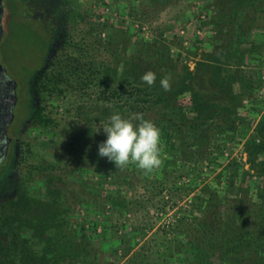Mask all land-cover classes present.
<instances>
[{
    "label": "rangeland",
    "instance_id": "obj_1",
    "mask_svg": "<svg viewBox=\"0 0 264 264\" xmlns=\"http://www.w3.org/2000/svg\"><path fill=\"white\" fill-rule=\"evenodd\" d=\"M78 2L80 12L84 16L80 26L94 32L104 44L95 52L96 58L115 69L117 76L122 80L128 81L134 87L158 89L160 93L177 97L188 118L196 114L191 108L192 86L201 96L205 94L204 91H209L212 107L207 110L205 105H202L201 109L217 111L223 115L220 119L224 120L231 116L236 117L240 128L237 131L216 129L210 147L212 154L206 160L192 162L182 154H178L177 158L176 155L172 157L164 152L161 154L164 161L161 168L151 173L135 169L137 176L140 175L141 178L137 186L118 188L101 180L104 175L103 166L96 172L98 175L96 180L91 179L94 167L98 165L96 159L87 161V158L83 157L79 161H67L68 158L63 157L61 141L71 139V129L83 136L85 125L84 119L76 117L73 105V110L67 115L66 110L71 107L66 99L64 101L54 99V116L63 124L54 129L37 123L31 134L33 138L29 139L26 159L18 169L23 171L21 173L23 180L27 179V190L35 195L39 193L43 195L52 179L49 176L50 172L43 170V167H46L44 161L59 162L65 170L70 171L61 186L67 195L65 198L67 203L64 206L74 213L73 217L76 220L74 227L86 223L88 225L94 218H97L96 221L99 223L102 221L101 216L97 215L98 209L101 208L98 206L100 203L98 197L104 198L121 190L127 197L144 198L146 209L127 216L115 211L113 218L110 217L107 223L114 237L120 240L121 235L126 233V226L129 229H139L144 234L138 249L143 248L155 258L160 252L171 249L174 256L164 264H187L191 259L189 248L179 250L177 247L186 242L190 225L204 212L203 207L196 205L198 197H208L203 193L206 188L216 190L219 186L217 176L222 174L221 178L224 181V167L230 161L244 163L246 170L250 168L245 144L255 137L258 143H261L260 139L263 140V150L258 157L264 160V131L263 135L259 136L256 131V127L264 122V12L243 11L241 6L238 8L235 0H78ZM4 5L5 35L1 43V61L11 77L26 85L33 73L44 63L49 35L43 23L29 16L30 13L21 2L4 0ZM253 19L256 20L248 26ZM240 21L243 22L240 28L244 31V39L246 38L247 42L251 39L256 45L252 55H246L244 60L230 54L234 40L238 37L234 32V24L238 25ZM136 24L147 27L151 39H146ZM247 42L243 45L245 46ZM243 45L240 49L247 51L248 48ZM56 62L52 64L55 65ZM219 66L240 78L225 81V85V82L212 77ZM198 68L199 74L194 78V72ZM149 70L156 74V82L151 87L141 80V76ZM165 75L171 76L169 91H165L160 85V80ZM189 81L192 90L182 92ZM92 96L94 97L93 94ZM81 99L72 95L76 107L84 104ZM26 103L25 100L24 105ZM88 111L95 132L98 127L103 130L102 125L108 123V115L97 106H92ZM183 131L191 135L186 124ZM170 160L172 162H169ZM26 161L39 162L40 165V169L28 175V178ZM69 162L71 163L68 164ZM220 163L222 165H219ZM18 190L19 188L13 196L1 199L0 207L9 203L8 201L17 195ZM95 196L98 203L93 202ZM102 210L107 212L106 215L114 213L112 208L103 206ZM71 231L73 230L66 226L60 229L61 234L70 241L73 239ZM117 240L108 242L106 248L118 247ZM120 263L123 264L124 261Z\"/></svg>",
    "mask_w": 264,
    "mask_h": 264
},
{
    "label": "trees",
    "instance_id": "obj_2",
    "mask_svg": "<svg viewBox=\"0 0 264 264\" xmlns=\"http://www.w3.org/2000/svg\"><path fill=\"white\" fill-rule=\"evenodd\" d=\"M235 1L243 11L264 12V0ZM83 19L78 0H72L69 19L65 23L68 29L61 28L66 37L58 63L52 64L45 71L41 87L44 95L43 106L38 115L33 111L32 116L37 117V123L56 129L62 121L54 116V99H66L70 103L71 108H67V115H70L73 105L76 117L84 119L85 132L82 136L70 128L71 139L61 141L60 146L64 152L63 157L68 158L67 161H79L83 157L87 161H98L92 180H96V172L100 170V166L104 170L101 180L118 188H135L141 179L140 175L137 176L135 169L138 168L135 165L119 170L106 157L99 156L98 146L107 136L103 130L95 132L88 111L92 106L103 109L108 118L114 113H119L124 118H131L136 113L142 114L144 119L151 120L161 130L162 155L165 152L179 158L178 154H182L192 162L206 160L212 154L210 147L216 129L237 131L240 128L236 117L231 116L224 120L220 119L223 116L221 113L207 111L212 107L209 91H204L205 94L201 96L192 86L191 108L199 114L188 118L177 97L160 93L158 89L134 87L128 81L122 80L115 69L96 58L95 52L104 44L94 32L80 26ZM254 20L256 19L246 20L250 21L248 26ZM242 24L241 21L238 25L234 24V32L238 37L230 52L240 60H244L246 55H252L256 47L251 39L248 42L244 39V31L240 28ZM245 42L247 44L244 46ZM52 43V40L49 41L48 47ZM242 45L248 48L247 51L240 49ZM215 71L212 77L222 82L240 78L229 73V70L224 71L220 66ZM198 74L199 68L193 77ZM35 75L36 71L29 78L31 83ZM190 81L182 92L192 90ZM72 95L82 98L84 104L76 107ZM202 105L207 110L201 109ZM185 124L188 125L191 135L184 133ZM256 131L257 136L263 135L264 122L256 127ZM260 142L255 137L245 144L249 156L247 163L250 164L248 170L244 163L230 161L224 167V181L222 174L218 175L219 186L216 190L206 188L203 193L208 197H198L196 205L203 207L204 212L190 225L186 242L177 247L179 250L189 248L191 259L187 264H216V260L218 264H264V160L258 157L263 150V140L260 139ZM44 165L43 170L50 172L52 179L43 195L30 193L26 179L18 185L17 195L0 207V264H121L122 261L123 264H164L174 256L171 249L155 255L157 258L143 248L138 249L144 234L139 229H129L126 226V233L121 235L120 240L114 237L107 221L110 217L113 218L115 211L127 216L147 208L144 198L127 197L121 190L116 192L118 194L98 197L100 203L96 201L97 196L93 198V202L101 207L97 212L101 216L100 223L94 218L88 225L86 223L74 227V213L64 206L67 195L61 186L70 171L56 161H44ZM26 169L28 178V175L40 169L39 162L26 161ZM103 206L112 208L114 213L106 215L107 212L102 210ZM64 226L73 230L70 233L72 241L61 234L60 229ZM116 240L118 247L106 248L108 242Z\"/></svg>",
    "mask_w": 264,
    "mask_h": 264
},
{
    "label": "flooded vegetation",
    "instance_id": "obj_3",
    "mask_svg": "<svg viewBox=\"0 0 264 264\" xmlns=\"http://www.w3.org/2000/svg\"><path fill=\"white\" fill-rule=\"evenodd\" d=\"M2 15L3 36L4 25ZM25 5L29 16L43 23L52 40L51 47H47L43 65L36 70V75L31 83L21 84L8 74V71L1 61L3 67L0 73V201L7 196H13L18 185L23 181L21 166L26 159V152L30 142L34 126L37 124V113L41 111L44 95L41 92L42 80L45 78L51 64L58 60L61 48L66 37L61 28L68 29L66 20L69 19V8L72 0H19ZM27 103L24 105V101ZM35 115L32 116V112ZM31 136V137H30ZM11 183V184H10ZM12 187V188H10Z\"/></svg>",
    "mask_w": 264,
    "mask_h": 264
},
{
    "label": "clouds",
    "instance_id": "obj_4",
    "mask_svg": "<svg viewBox=\"0 0 264 264\" xmlns=\"http://www.w3.org/2000/svg\"><path fill=\"white\" fill-rule=\"evenodd\" d=\"M141 80L151 87L156 82V74L149 70L141 76ZM170 81V75L160 80L165 91L171 89ZM102 128L107 139L99 144L98 154L113 162L117 169L124 170L129 165H135L145 173H151L163 166L161 130L151 120L144 119L142 114L124 118L114 113ZM99 131L100 127L96 132Z\"/></svg>",
    "mask_w": 264,
    "mask_h": 264
},
{
    "label": "water",
    "instance_id": "obj_5",
    "mask_svg": "<svg viewBox=\"0 0 264 264\" xmlns=\"http://www.w3.org/2000/svg\"><path fill=\"white\" fill-rule=\"evenodd\" d=\"M3 12H4L3 1L0 0V41H1L2 36H3V27L1 24ZM0 68L3 70V67L1 64H0ZM1 69H0V73L2 72Z\"/></svg>",
    "mask_w": 264,
    "mask_h": 264
},
{
    "label": "built area",
    "instance_id": "obj_6",
    "mask_svg": "<svg viewBox=\"0 0 264 264\" xmlns=\"http://www.w3.org/2000/svg\"><path fill=\"white\" fill-rule=\"evenodd\" d=\"M107 10H109V8H107ZM136 27L138 28V30H140L143 33V35L145 36L146 39H151L150 38L151 33H150V31L148 30L147 27H145L143 25L140 26L138 24H136Z\"/></svg>",
    "mask_w": 264,
    "mask_h": 264
}]
</instances>
